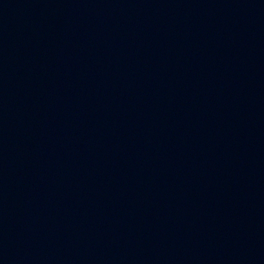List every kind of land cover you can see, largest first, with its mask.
<instances>
[{
    "label": "water",
    "instance_id": "water-1",
    "mask_svg": "<svg viewBox=\"0 0 264 264\" xmlns=\"http://www.w3.org/2000/svg\"><path fill=\"white\" fill-rule=\"evenodd\" d=\"M0 264H264V0H0Z\"/></svg>",
    "mask_w": 264,
    "mask_h": 264
}]
</instances>
